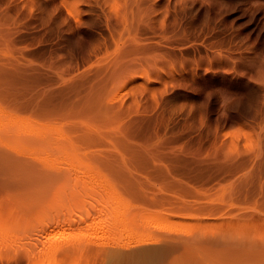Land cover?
<instances>
[{"label":"rangeland","instance_id":"374dc122","mask_svg":"<svg viewBox=\"0 0 264 264\" xmlns=\"http://www.w3.org/2000/svg\"><path fill=\"white\" fill-rule=\"evenodd\" d=\"M0 108V264H264V0H0Z\"/></svg>","mask_w":264,"mask_h":264},{"label":"bare ground","instance_id":"6f19581e","mask_svg":"<svg viewBox=\"0 0 264 264\" xmlns=\"http://www.w3.org/2000/svg\"><path fill=\"white\" fill-rule=\"evenodd\" d=\"M22 117H20V118H18L17 116H15V115H10V114H8L5 110H2L1 108H0V130L2 131V129H3V131H7V130H9V133L10 132H13L15 129H13V131H11V129L12 128H9V126L11 127H14V126H16V127H23L24 129H20V130H18L17 131V129L15 130V131H17V132H21V133H23L25 130H27V127H30V131L31 132H34V131H36V132H34V133H41L42 132V130L41 129H38V128H36L35 126H33V125H35V124H33L32 122L33 121H31V123L32 124H30V120L28 121H26V119L24 118V119H21ZM34 123H35V121H34ZM36 123H38V122H36ZM6 130H5V129ZM8 128V129H7ZM21 130H24V131H21ZM15 131H14V133H15ZM28 131V130H27ZM27 131H25V132H27ZM8 132V131H7ZM16 132V133H17ZM56 235H55V233H54V235L52 236V237H50V239H54V237H55ZM145 242V241H144ZM143 242V243H144ZM139 244H141V242L139 243Z\"/></svg>","mask_w":264,"mask_h":264}]
</instances>
